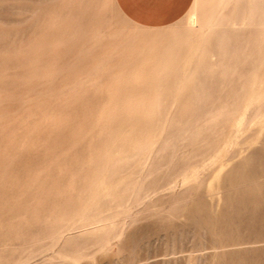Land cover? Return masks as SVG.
Listing matches in <instances>:
<instances>
[{"label": "rangeland", "instance_id": "1", "mask_svg": "<svg viewBox=\"0 0 264 264\" xmlns=\"http://www.w3.org/2000/svg\"><path fill=\"white\" fill-rule=\"evenodd\" d=\"M0 264H264V0H0Z\"/></svg>", "mask_w": 264, "mask_h": 264}, {"label": "crops", "instance_id": "2", "mask_svg": "<svg viewBox=\"0 0 264 264\" xmlns=\"http://www.w3.org/2000/svg\"><path fill=\"white\" fill-rule=\"evenodd\" d=\"M196 0H115L125 17L146 28H163L187 15Z\"/></svg>", "mask_w": 264, "mask_h": 264}, {"label": "bare ground", "instance_id": "3", "mask_svg": "<svg viewBox=\"0 0 264 264\" xmlns=\"http://www.w3.org/2000/svg\"><path fill=\"white\" fill-rule=\"evenodd\" d=\"M188 21L191 23V24H194L195 21H196V17L194 14H189L188 16ZM191 26V25H190Z\"/></svg>", "mask_w": 264, "mask_h": 264}]
</instances>
